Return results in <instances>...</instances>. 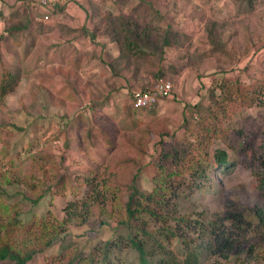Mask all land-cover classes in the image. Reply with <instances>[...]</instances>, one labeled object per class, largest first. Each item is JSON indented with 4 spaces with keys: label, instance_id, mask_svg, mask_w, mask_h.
<instances>
[{
    "label": "trees",
    "instance_id": "1",
    "mask_svg": "<svg viewBox=\"0 0 264 264\" xmlns=\"http://www.w3.org/2000/svg\"><path fill=\"white\" fill-rule=\"evenodd\" d=\"M256 1L233 0L235 6L244 5L240 7L243 11L239 10L243 14L255 12ZM165 14L163 10L157 8L154 1L140 0L135 7H130L128 14L115 16L106 13L94 30L95 35L99 34L105 24L104 34L119 48L118 60L123 61V68L135 73V79L145 69L150 70L148 74L154 83L146 84L140 90H151L157 80L165 78L167 71L163 63L166 61L168 49L182 47V40L187 36L172 25L163 28L156 24L165 20ZM0 15L3 13L0 12ZM4 21L6 33L0 35V46L11 36V32H20L27 28L22 21H14L11 15L5 17ZM218 28V24L212 23L207 29L209 43L215 50L223 49L224 45L223 39L214 37V34L221 32ZM95 35H92V38ZM1 56L0 52V104H3L5 99L17 92L23 81L24 70L23 60L19 57L15 58L14 63L8 64ZM170 67L174 75L172 80L175 82L180 75V68L175 64H171ZM223 70L221 68L211 74L213 78L222 75L216 89L212 88L209 91L211 99L218 90L222 102L238 104L240 108L245 109L261 106L264 97V67H257L254 74L249 73L250 79H244L241 75H227ZM121 71L122 69L118 75ZM244 71L248 69H244L242 73ZM219 78L215 79V82ZM141 79L145 81L143 77ZM157 106L151 110L139 111L151 113ZM86 109L82 106L81 114L78 116L76 129L80 132L81 138L77 150H90L102 144L112 157L104 171L99 169L102 167V162H99V166L90 167L82 175L79 187L83 186L84 195L78 202L72 201L68 205L65 221L70 226L75 221L85 225L95 215H107L116 221L115 230L124 229L120 235L116 233L105 242L102 264H134L128 259L130 253H122L125 250L136 253L137 264H224V261L235 263L259 261L261 254L264 253V244L255 243L244 250L242 245H237V241L235 244L234 238L227 234L230 231L228 222L235 228L247 231L251 224L249 218L243 219L240 213L211 212L209 208H199L200 210L190 212L182 210L181 206L182 202L192 204L195 193L204 194L211 191L214 183L220 185L223 182L221 175H231L243 164L242 158L248 157L250 151L255 162L262 164H259L260 168H255L253 176L257 190L264 196V163L261 159L263 156L258 154L260 150L254 139L248 138L243 130L228 135L222 129H216L209 119H216V112L210 105L197 103L187 106L186 109L187 111L190 109L191 116L198 121H188L189 113L186 111L181 127V130L189 133L193 140L189 141L176 132L170 134L171 140L167 143L162 139L169 134H161L160 141L156 144L160 147L157 149L158 153L156 156L149 155L153 133L140 127V121H136L134 128L123 129L120 133L115 129L113 122L108 125L107 118H102L94 112L86 117L88 114ZM60 124L63 126L62 132H67L70 124L64 122ZM27 130L14 124L0 126V144L8 143V139L15 138L19 133L26 134ZM58 138L60 137H57V140ZM147 157H150L149 161H146ZM38 158L35 168L42 176H36L33 172L35 179L27 176L23 182L33 192L40 188V183L35 182L42 178L43 185H46L47 181L49 185L42 195L31 200L34 206L44 201L46 194H50L51 197L59 192L65 195L70 182L69 173L66 170L62 172L56 155L46 153ZM47 163L50 164L51 170L45 167ZM148 166L152 169L151 183L154 188L149 192H142L137 186L139 174ZM28 179H32L33 182H27ZM12 184L15 182L10 177L0 175V198L3 194L9 193L3 186ZM73 188L78 189L75 185L72 186V190ZM15 194L24 193L9 194L10 198ZM23 198L28 199L26 195ZM3 205L6 214L10 206ZM196 205L197 208L198 205L201 206L197 202ZM16 206H20V203ZM21 214L16 213L7 225L0 223V264H29L39 255L48 258L46 253L53 248L57 251V247L61 250L51 251L53 254L50 257H58V261H61L66 252L73 247L72 242L62 240L53 244L50 241L43 249H39L36 243H31L32 239H26L23 245L19 244L20 239L16 238V233L26 227ZM254 218L258 221L253 227L256 238L264 240V209L257 208ZM110 224V221L100 222L101 226ZM174 241L179 244L178 252L173 248ZM257 246L262 253L254 252L253 249ZM75 250L74 257L67 264H83V261L86 264L98 263L94 253H84L76 245ZM244 254H248L249 257H243Z\"/></svg>",
    "mask_w": 264,
    "mask_h": 264
},
{
    "label": "rangeland",
    "instance_id": "2",
    "mask_svg": "<svg viewBox=\"0 0 264 264\" xmlns=\"http://www.w3.org/2000/svg\"><path fill=\"white\" fill-rule=\"evenodd\" d=\"M22 1L24 0H0V12L3 13L2 16L0 15V35H5L6 33L4 31L6 25L4 20L9 15H14L13 18L19 19H24L26 16L25 22H22L29 28L31 22L28 15L30 12L26 7H19V5H22ZM116 1L121 6L124 4L123 8L126 7L130 10V7H135L140 0L138 2L136 0L135 6L133 0ZM150 1H154L157 8L166 13L165 20L160 23L156 22V24L158 23L163 28L172 25L187 36L182 40V47L178 49L170 48L178 52L176 56L179 58L178 68H180V75L175 82L172 80L173 71L171 67L169 68L171 64H166L164 67L165 71H167L165 78L176 85L172 98L161 100L159 109L163 110V116L156 114V109L153 112L151 111V113L141 112L136 115V117L141 119L139 120L141 122V125L139 124L140 127L144 130H151L153 133L149 146V155L156 156L158 153L157 149H160V147H157L156 144L159 143L161 134H169L162 139L167 143L171 140L170 134L176 132L189 141L193 140L188 135L189 133L181 130L184 113L187 111V106L202 103L205 106L210 105L213 111L216 112V119L209 118L210 123L216 129L220 128L228 135H231L234 131L243 130L248 135V138L254 139L260 150L258 154L263 156L261 159L264 163V97L261 106L246 109L240 108L238 104L222 102L221 97H219L220 91L218 90L214 93L213 99L209 97L210 89H216L220 83L219 77H222L219 74L216 76L217 78H213L211 74L221 68L224 69L223 71L227 75H241L244 79H250L249 73L254 74L257 71V67H264V0L256 1L255 12L252 14L240 13V11H243L240 7H244V5L239 6V4H236L235 6L233 0ZM125 2L128 4L125 5ZM94 22H96L95 26L99 25L100 18H94ZM212 23L219 25L218 29L221 32L214 34V37L215 39H223V49H212L209 43L207 29ZM220 24H222L221 27ZM31 26L36 29L37 26L42 27L43 25L34 24ZM15 32V37L12 36L13 32H11L10 38L12 39L8 42L5 41L6 44L4 42L6 48L0 47L1 57L8 64H12L15 61V58L7 60L6 57L8 55L11 57L18 54L24 57L28 48L25 40L26 31ZM32 43V41H29V46ZM18 44L21 45V54L16 50L19 49ZM170 49H168V53ZM42 51V49L36 47L30 60L26 61V58L23 59L24 75L20 87L16 93L5 99L3 104H0V126L14 124L28 129L26 134H17L16 132L18 136L8 139V143L0 144V175L8 176L15 182V184L3 186L9 193L3 194L2 198H0V223L7 225L16 213L21 212V217L26 227L21 232L16 233V238H19L20 240H18L22 242V244L19 242L20 245H23L26 239H32L31 243H36L39 249H43L50 241L53 244H57L62 240L73 243V247L66 252L65 257L61 261H58V257H50L53 254L51 251H55V248H53L49 253H46L48 258L39 255L29 264H67L74 257L73 253H76L75 245L84 253H94L98 261L97 264H102L105 242L113 238L116 233L120 235L124 229L115 230L117 227L116 221L107 215H95L85 225L75 221L70 226L65 221L67 215L65 211L72 201L78 202L84 195L83 186L79 187L83 178L82 175L90 167L99 166V162H102V167H99V169L104 171L105 167L109 166V159L112 156L108 155L106 147L103 145L92 148L90 150L92 152L91 156L86 152L87 150L80 151L74 149L75 146L74 148H68L64 145V133L60 124L63 122L61 119L62 114L57 112L51 114L52 110H59L60 107L49 106L51 100L57 103L56 105H59L61 102L59 99L62 96L57 90H47V85L49 84L42 85L45 81L40 78L44 74L37 73V64L40 62L39 56H43ZM42 62L44 63L45 61ZM244 69H248V71L242 73ZM175 70L176 68H174ZM218 78L219 80L215 82V79ZM218 106L222 108L219 109ZM190 109L187 111L189 113L187 115L188 121H198L193 119ZM114 116L113 118L112 116L106 117L109 119L107 120L109 121L108 125L113 122L115 129L120 133H122L123 129L127 130L130 128L127 125L124 126L123 123L117 122L118 115ZM125 116L132 117V114L129 115L127 113ZM57 137L60 138L57 140ZM46 153L54 154L57 159L59 158L58 162L62 172L66 170L69 173L70 182L65 195L60 192L55 193L53 197L50 194H46L44 201L34 206L31 200L37 199L40 194L44 193L49 181L45 182L46 185L42 183L43 178L35 182L40 183V188L33 192L24 183V178L28 176L35 179L36 176H42L36 170L35 162L37 163L39 156ZM247 156L243 157V160L241 159L244 161L243 164L239 165L231 175H221L223 182L220 185L214 183L211 191L204 194L201 192L195 193L192 204L181 203L182 210L185 211L191 212V210H198L199 208H209L211 212L240 213L243 219L249 218L248 220L251 224H249L247 231L246 229L242 230L241 228L233 227L230 222L227 223L230 228L227 234L234 238L235 244L237 241V245H242L244 250L255 243L264 244V240L256 238L253 231V227L258 223L257 219L254 218L255 210L257 208L264 209V196L257 190L253 176L255 168H260L262 164L259 163V165L255 162L251 151ZM149 159L150 157H147L146 161H149ZM45 167L51 170L50 164L47 163ZM33 172L36 176H33ZM151 176L152 169L150 166L143 168L140 172L137 186L142 192H149L154 188L151 183ZM32 179H28L27 182H33ZM73 185L78 189L73 188L72 190ZM17 192L24 194H15L10 198L9 194ZM24 195L28 199H24ZM196 202L201 206L199 207L198 205L197 208ZM2 203L10 206L9 212L6 214ZM18 203H20V206H16ZM101 220L110 221L111 224L109 226H101ZM258 247H254V252L262 253L261 250H258ZM173 248L176 252L179 251V244L176 241L173 242ZM56 250L55 252H59L61 248L57 247ZM122 253H130L128 259L132 263L137 264V256L134 251L125 250ZM243 257L248 258L249 255L244 254ZM223 263L264 264V253L261 254L259 261L252 260L245 263L224 261ZM83 264H86V262L83 261Z\"/></svg>",
    "mask_w": 264,
    "mask_h": 264
},
{
    "label": "crops",
    "instance_id": "3",
    "mask_svg": "<svg viewBox=\"0 0 264 264\" xmlns=\"http://www.w3.org/2000/svg\"><path fill=\"white\" fill-rule=\"evenodd\" d=\"M133 2L135 6L136 0ZM126 4L128 3L125 2ZM123 6L124 4L121 6L116 0H65L52 11V21L48 24H42V27L37 26L36 29L31 26L34 23L29 14L31 28L29 26L28 29H23L27 34L25 38L28 47L26 52H29L25 53L24 57L18 54L6 57L7 60L19 57L21 60L26 58L27 61L31 59L36 47L43 50V56H39L40 62L37 64V73L44 74L40 78L45 81L42 85L49 84L47 90H57L62 96L59 99L61 105H56L57 103L51 100L49 106L53 105L54 108L59 106L60 109L52 110L51 114L61 113L62 121L70 124L68 131L63 132V143L65 146L69 145V148L75 146L74 149L77 150L81 138L76 127L82 106L87 108L86 117H89L91 112L102 118H109V116L113 118L114 115H118L117 122L130 128H134L136 123L141 120L136 115L141 112H149L134 110L129 104V98L134 90L142 89L146 84L154 83L148 74L150 70L145 69L135 79V73L123 68V61L118 60L119 48L104 34L105 24L100 29L99 34L95 35L94 33L97 28L95 26L97 21L94 22V18L101 19L106 13H112L115 16L130 13V10L126 7L123 8ZM26 18L25 16L24 19H13L24 21ZM14 32L13 37H15ZM15 33L19 32L16 31ZM92 35H95L94 38ZM10 37H7L4 42L12 39ZM29 41L33 42L30 48ZM4 42L1 44L3 47H5ZM18 47L19 49L16 50L21 54V45L18 44ZM175 51V49H170L169 53L167 52L163 66L166 64L179 66V58L176 56L178 52ZM121 69V74L118 75ZM142 77L145 81H142ZM160 104L161 101L156 108V114L163 116V110L159 109ZM91 107H93L92 110ZM127 113L132 114V117L125 116ZM133 115L135 116L133 117ZM61 128H63L62 124ZM90 150L86 151L89 156L92 153Z\"/></svg>",
    "mask_w": 264,
    "mask_h": 264
},
{
    "label": "built area",
    "instance_id": "4",
    "mask_svg": "<svg viewBox=\"0 0 264 264\" xmlns=\"http://www.w3.org/2000/svg\"><path fill=\"white\" fill-rule=\"evenodd\" d=\"M65 0H24L21 7L29 9L34 24H48L52 21V11ZM174 84L167 78L157 80L151 90H134L129 104L136 110H151L161 100L172 98Z\"/></svg>",
    "mask_w": 264,
    "mask_h": 264
}]
</instances>
